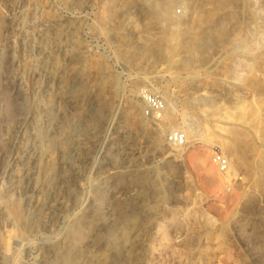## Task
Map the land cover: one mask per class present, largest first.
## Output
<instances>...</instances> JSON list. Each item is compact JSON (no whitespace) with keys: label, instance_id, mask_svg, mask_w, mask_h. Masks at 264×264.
I'll return each instance as SVG.
<instances>
[{"label":"rangeland","instance_id":"obj_1","mask_svg":"<svg viewBox=\"0 0 264 264\" xmlns=\"http://www.w3.org/2000/svg\"><path fill=\"white\" fill-rule=\"evenodd\" d=\"M0 264H264V0H0Z\"/></svg>","mask_w":264,"mask_h":264},{"label":"built area","instance_id":"obj_2","mask_svg":"<svg viewBox=\"0 0 264 264\" xmlns=\"http://www.w3.org/2000/svg\"><path fill=\"white\" fill-rule=\"evenodd\" d=\"M142 100L144 117L160 116L166 110L164 100L155 95L146 94ZM167 143L173 147H183L186 145V136L180 131L172 132L167 137ZM214 162L220 171L227 170L228 162L223 156L217 154Z\"/></svg>","mask_w":264,"mask_h":264},{"label":"bare ground","instance_id":"obj_3","mask_svg":"<svg viewBox=\"0 0 264 264\" xmlns=\"http://www.w3.org/2000/svg\"><path fill=\"white\" fill-rule=\"evenodd\" d=\"M166 7V6H165ZM161 8V7H160ZM169 9H167V8H161L160 10H159V14L161 15V17L162 16H165V14H166V12L168 11ZM211 147L215 150V152H218V153H221V154H223V152H222V149H221V147H219L218 145H216V144H211ZM215 154V153H214ZM215 155H217V154H215ZM215 157L216 156H214V159H215ZM213 162H214V160H213ZM228 162V161H227ZM215 163V162H214ZM217 169H218V167H217ZM227 169H228V171L224 174L225 176H229V174H233V170H232V168H231V165L228 163V166H227ZM227 176V177H228ZM226 177V178H227ZM228 179V178H227Z\"/></svg>","mask_w":264,"mask_h":264}]
</instances>
